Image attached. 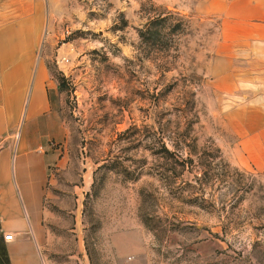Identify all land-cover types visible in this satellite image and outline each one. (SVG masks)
<instances>
[{"label":"rangeland","instance_id":"1","mask_svg":"<svg viewBox=\"0 0 264 264\" xmlns=\"http://www.w3.org/2000/svg\"><path fill=\"white\" fill-rule=\"evenodd\" d=\"M195 2L51 0L50 160L37 194L12 179L40 242L0 230V264H264L250 83L226 81Z\"/></svg>","mask_w":264,"mask_h":264},{"label":"crops","instance_id":"2","mask_svg":"<svg viewBox=\"0 0 264 264\" xmlns=\"http://www.w3.org/2000/svg\"><path fill=\"white\" fill-rule=\"evenodd\" d=\"M50 4L0 0V230L21 232L22 237L29 228L37 242L41 221L35 201L31 214H21L12 179L26 178L29 193L37 194L50 160L51 75L37 59ZM195 7L219 16L218 50L226 81L250 83V102L238 110L252 116V160L264 171V0H196Z\"/></svg>","mask_w":264,"mask_h":264},{"label":"trees","instance_id":"3","mask_svg":"<svg viewBox=\"0 0 264 264\" xmlns=\"http://www.w3.org/2000/svg\"><path fill=\"white\" fill-rule=\"evenodd\" d=\"M141 35H142V34H141ZM61 85H62V82L59 83V87H62ZM181 139H182V138H179V137H178L177 140H175V141H180Z\"/></svg>","mask_w":264,"mask_h":264}]
</instances>
